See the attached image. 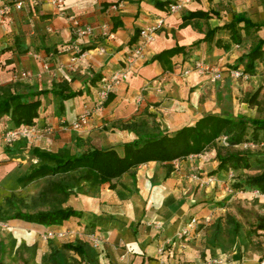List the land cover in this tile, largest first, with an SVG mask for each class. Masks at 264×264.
I'll use <instances>...</instances> for the list:
<instances>
[{
	"label": "crops",
	"instance_id": "1",
	"mask_svg": "<svg viewBox=\"0 0 264 264\" xmlns=\"http://www.w3.org/2000/svg\"><path fill=\"white\" fill-rule=\"evenodd\" d=\"M9 1L0 0V6ZM170 1L65 0L66 14H63L51 0H44L37 6L16 10L10 22L0 24L1 85L18 82L22 90L57 86L59 90L66 88L65 93H75L66 100L53 93L38 97L42 104L36 123L40 127L52 124L56 128L52 140L22 138L12 145L0 144V159L15 157L7 149L19 143L25 144V149L15 157L20 163H25L24 156L32 155L29 152L32 147L53 152L67 147L72 153L114 147L123 154L124 143L136 138V133L122 129L121 125L132 120L146 121L147 131L157 127L173 134L183 126L194 125L206 113L228 110L234 115L263 118L258 112L260 102L250 103L239 98L258 93V100L264 99V59L256 62L255 73L248 80L233 78L231 71L245 70L237 60L259 38H264V27L260 31L252 29L250 33L242 29V40L235 43L224 25L235 14L253 22L264 21V0H192L176 13L169 11ZM114 5L118 7L114 9ZM195 11L208 12L211 17H187ZM67 14L93 26H109L106 34L99 28L82 40L80 48L87 56L72 68L70 58L78 50ZM160 18L164 19V26L146 47L143 58L131 69L128 78L115 89L105 109L94 114L86 128L74 130L71 123L86 106L94 105L103 81L123 67L127 52L139 41L140 30ZM185 19L187 23L183 25ZM212 29L216 30L213 41H203ZM254 32L259 34L258 39L247 47L243 45L245 38ZM198 40L201 42L195 44ZM217 40L229 47L218 45ZM176 46H185L186 51L155 59L163 50ZM39 54L50 61L56 76L43 68ZM197 61L219 66L222 78L214 81L211 74L195 71L185 75L184 71L193 68ZM22 70L31 71L33 76L14 80V73ZM140 96L142 101L138 102ZM13 125L6 116L0 121V131ZM257 133L258 139H262L264 130ZM240 146L244 147V143L237 147ZM209 148L173 161L169 164L170 172L168 163L150 161L114 180V187L108 182L96 191L71 194L63 207L71 206L81 215L62 225L47 227L21 222L37 232L36 240L41 248L61 264H210L215 256L258 264L264 256V241L242 240L235 232L227 237L220 222L226 209L212 205L227 197V187L236 179L228 177H236L244 168L217 170L219 160L213 163L208 160L209 153H214ZM33 160L37 162L38 158L33 156ZM210 165L214 169L211 175ZM198 173L203 175L202 179L195 178ZM208 177L214 180L208 182ZM241 194L251 197L252 191L243 189ZM209 213L214 216L212 223L201 225L187 240L178 236L192 216ZM68 226L71 234L66 238H43L47 230ZM91 233L101 239L99 247L90 241ZM67 243L82 246L83 252L68 248ZM66 249L69 254H65Z\"/></svg>",
	"mask_w": 264,
	"mask_h": 264
},
{
	"label": "trees",
	"instance_id": "2",
	"mask_svg": "<svg viewBox=\"0 0 264 264\" xmlns=\"http://www.w3.org/2000/svg\"><path fill=\"white\" fill-rule=\"evenodd\" d=\"M170 3V2H169ZM211 17L208 12L195 11L187 14V17ZM186 18V16H185ZM187 23L186 19L183 23ZM243 23V26L240 24ZM231 32V38L235 43L242 40L241 30L246 33L251 30L260 31L264 27V21L253 22L251 19L235 14L231 22L224 25ZM215 29L206 33L203 41L212 42L215 36ZM140 33V32H139ZM198 40L195 44H199ZM218 45L229 47L217 40ZM186 51L185 46H176L163 50L155 56V59H162V56H172L177 52ZM264 59V38H259L250 50L240 56L237 64H243L245 71L249 74L255 73L256 62ZM20 83L16 82L8 85L0 84V121L9 116L14 125L8 129L23 125H37L36 119L39 116L41 99L45 94H58L62 100L75 96L74 92L65 93L66 88L32 89L26 87L19 89ZM110 94L106 104L113 98ZM258 93H254V98ZM248 100L250 103L255 101ZM53 126L52 124L46 126ZM148 123L144 120H132L121 125L122 129H129L136 133V138L124 143L123 154L114 147L94 148L84 152L72 153L67 147L53 152L40 147H32L29 152L38 158L32 163L28 170L18 178V182L23 186L49 176H60L52 183V190L57 195H62L60 203H65L71 194L89 193L96 191L104 183L115 186L114 180L119 179L127 172H133L141 164L150 161H160L168 163V172L172 170L169 164L175 160L185 159L191 155L199 154L207 150L210 146L217 148V159L219 160L217 170H237L251 167L250 154L246 151L235 148L248 141L258 139V130H264V117H250L245 114L234 115L233 112L225 110L220 113H206L201 116L194 125L183 126L173 134H168L156 127V130H146ZM44 126V127H46ZM40 127V126H38ZM42 127V128H44ZM253 128V139L249 138V130ZM226 135L228 145L221 142V137ZM25 149V144H17L14 148H8L7 153L11 156ZM236 185V186H234ZM234 190L261 189L264 191V170L259 174H253L244 179L230 184ZM257 217L256 231L264 233V215L252 211ZM81 215L79 210L71 206H58L53 209L23 211L17 208L12 214H3L0 211V221L18 219L28 223L41 224L44 226L62 225L64 221L72 217ZM70 229L71 227L68 226ZM238 229V224H236ZM264 235V234H262ZM70 249L82 251V246L67 243ZM0 264L2 262L0 261Z\"/></svg>",
	"mask_w": 264,
	"mask_h": 264
},
{
	"label": "rangeland",
	"instance_id": "3",
	"mask_svg": "<svg viewBox=\"0 0 264 264\" xmlns=\"http://www.w3.org/2000/svg\"><path fill=\"white\" fill-rule=\"evenodd\" d=\"M258 37L259 34L254 32L253 35L245 38L243 45L249 46ZM251 98L250 94H248L242 95L239 99L250 100ZM258 98L259 94L252 100L260 102L258 112L260 116H264V99L259 101ZM229 108L234 110L231 106ZM240 110L238 109V111ZM252 136L253 128L249 130V138L253 139ZM254 140H251L253 142L251 147L244 148L240 146L235 148L236 150L249 152L251 167L243 169L236 177L230 175L228 179L233 177L236 178L235 182H237L240 178L244 179L249 175L259 174L264 170V158L262 156L264 154V144L262 145L264 136L262 139ZM209 149L210 152L213 151L214 153H209L207 158L213 163V161L217 160V148L210 146ZM22 159L25 163H20V159L15 157L7 158L4 156L0 159V211L3 214H12L17 208L23 211H37L63 206L65 203H60L58 199L62 195H57L52 190V183L60 176H49L39 179L27 186H23L17 181V177L34 162L32 155H26ZM23 164H26V166L22 167L21 165ZM208 171L209 175L214 172L211 165L208 167ZM198 176L200 179L203 178V175L199 173ZM242 191L241 189L232 192L228 191L225 199L214 201V204H212L213 206L226 209V214L220 220L224 227L223 232L228 235L227 237L234 232L238 233L242 240H249L252 243L264 241V235H262L264 233L256 231L258 221L255 214L252 213V211H256L258 214L264 215V197L258 198L250 194L251 197L245 198L241 194ZM218 218H216L217 221H219ZM236 224H238V229ZM29 226L18 219L0 221V261L2 264H61L58 259L51 258L47 250L41 248L38 240H36L37 232L28 229ZM65 254H69L68 249L65 250Z\"/></svg>",
	"mask_w": 264,
	"mask_h": 264
},
{
	"label": "built area",
	"instance_id": "4",
	"mask_svg": "<svg viewBox=\"0 0 264 264\" xmlns=\"http://www.w3.org/2000/svg\"><path fill=\"white\" fill-rule=\"evenodd\" d=\"M44 0H10L0 6V24H6L10 22L13 18V14L16 10H23L26 6L34 7L42 3ZM192 0H171L169 3V11L172 13L180 12L187 4ZM54 5H57L61 13L66 14L65 9V0H51ZM118 6L114 5L113 8L116 9ZM72 35L74 36L75 47H77L78 52L75 53L70 58V68L75 64L81 61L84 57L87 56V52L80 48V44L85 37L94 35L96 30L99 28L103 31L104 34L107 33L109 28L108 24H102L101 26H93L88 23H84L80 18L73 15H66ZM164 26V19L160 18L155 23L143 27L140 30L139 41L136 45L131 47L127 52L123 67L115 72L112 76L103 81L100 90L98 92V97L92 106H86L84 110L77 116V118L71 123V127L74 130H82L86 128L91 118L94 114L102 112L105 109L106 102L111 93L128 78L131 69L143 58L146 47L155 40L157 32ZM38 56V55H37ZM39 58L43 61V68L48 71L51 75L56 76L55 68L51 67L50 61L39 54ZM2 58L0 56V62ZM193 71L200 74H211L212 80L217 81L222 78V70L219 66H216L211 63L197 61L194 64L193 68L187 69L184 71L185 75L192 73ZM264 74V72H263ZM33 76L32 72L29 70H22L15 72L13 75L14 80H26L30 79ZM231 76L235 79L248 80L251 77V74L247 73L242 68H236L231 71ZM138 102L142 101V96L137 100ZM54 126H46L44 128L38 127L36 125H23L16 128L5 129L0 131V144L12 145L18 140L24 138L28 140H41L46 138L52 140L55 134ZM228 138L226 135L221 137V142L224 145H228ZM253 145V142L248 141L244 143V147L248 148ZM195 178H200L198 175H195ZM208 182L214 180L212 177H208ZM227 191L232 192L233 189L228 186ZM252 194L256 197H264V191L257 188L252 190ZM213 213L205 214L203 216H192L190 220L184 225L180 230L178 236L181 239H189L192 237L194 232L201 225H209L213 221ZM71 234L69 228L61 229H50L43 234L45 240L54 239V238H66ZM89 239L95 247H99L101 239L95 233L89 235ZM163 249H161L162 251ZM210 264H243V262L229 258L228 256H215L210 259ZM258 264H264V257H262Z\"/></svg>",
	"mask_w": 264,
	"mask_h": 264
}]
</instances>
